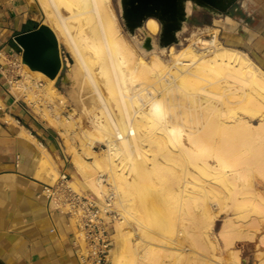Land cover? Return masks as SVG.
<instances>
[{
    "label": "bare ground",
    "instance_id": "6f19581e",
    "mask_svg": "<svg viewBox=\"0 0 264 264\" xmlns=\"http://www.w3.org/2000/svg\"><path fill=\"white\" fill-rule=\"evenodd\" d=\"M36 1L72 57L62 76L65 98L89 114L90 127L81 126L84 150L76 152L75 174L83 173L84 187L101 196L102 176L108 173L125 218L116 224L111 264H137L140 256L150 260L155 233L163 235L164 246L177 243L179 225L188 231L192 204L202 220L196 237L200 246L216 250L207 230L227 213L222 241L230 246L257 237L259 264H264V194L256 187L257 179L264 181V71L245 52L222 44L217 30L214 37L197 36L181 47L173 43L167 50L139 52L123 32L113 0ZM144 25L140 32L158 35L156 18ZM27 70L44 80L39 83L55 103L54 81ZM19 87L24 83L12 88L15 94ZM64 103L57 102L58 107ZM55 119L48 124L67 141L79 138L72 115L62 119L58 111ZM21 135L35 141L25 130ZM97 139L107 145L103 157L94 152ZM91 155V169L85 170L82 162ZM49 159L43 145L37 173L52 171ZM52 205L57 206L55 200ZM71 220L80 253L84 243L76 219ZM240 250L231 255V264H241Z\"/></svg>",
    "mask_w": 264,
    "mask_h": 264
},
{
    "label": "crops",
    "instance_id": "0c3cea01",
    "mask_svg": "<svg viewBox=\"0 0 264 264\" xmlns=\"http://www.w3.org/2000/svg\"><path fill=\"white\" fill-rule=\"evenodd\" d=\"M205 15L213 28L216 18H220L222 26L218 29L226 46L245 52L264 71V0H239L228 16L194 10L192 18L202 22ZM39 23L30 0H0V262L3 264H73L72 256L78 261L71 217L46 197L43 189L49 182L36 176L34 165L40 155L39 142L52 156L61 142L56 132L15 98L9 87L8 57L13 51L20 53L14 36ZM22 127L38 143L21 135ZM76 228L79 229L77 224Z\"/></svg>",
    "mask_w": 264,
    "mask_h": 264
},
{
    "label": "rangeland",
    "instance_id": "374dc122",
    "mask_svg": "<svg viewBox=\"0 0 264 264\" xmlns=\"http://www.w3.org/2000/svg\"><path fill=\"white\" fill-rule=\"evenodd\" d=\"M30 2L33 4L35 11L38 14V19L40 23H46L48 24L51 28L52 26L50 25L45 12L42 8V6L38 3L36 0H30ZM114 7L118 13L119 20L122 25V30L123 32L130 37L129 31L127 27L124 24V21L122 20L120 16V5H119V0H113ZM209 17L205 15L204 21L202 22H197L194 20V18H190V20L187 22V24L184 26V30L180 34V42L176 43L179 47L186 45L188 43H192L194 39L198 37H210L214 30H217L218 33V38L222 42V44L227 45L222 37L220 30L218 29L219 26H222V20L220 18H216L214 21L215 26L214 28L212 27L211 23H208ZM218 20V21H217ZM39 23V24H40ZM206 27H209L211 29H205ZM53 29V28H52ZM213 29V30H212ZM54 30V29H53ZM204 30V31H203ZM55 32V30H54ZM194 35H193V34ZM56 34V32H55ZM137 30V35L140 39L144 37V34ZM196 34V35H195ZM198 34V35H197ZM59 43H60V50L61 54L63 56V67L61 69L60 74L56 77L54 81V86L57 88V94H56V102L54 103L51 101L46 95L43 87H41L42 81L44 80H39L40 78H37L35 74H30L27 70V66H25L22 63V60L20 59L21 54L20 53H15L13 51V55L8 57V68H9V87L15 98L18 100L22 101L35 115H37L41 121L45 123L46 126H49L51 129H53L61 144L59 145V149L53 153V156L49 153V162L52 166V171L48 170H41L39 173H37V161L41 156V149L43 148V144L39 142V158L36 159L34 165L36 169V176L39 179L45 180L49 183H54L57 181L60 173L66 172L69 174V185L74 189L75 191L78 192H90L87 190L84 185L86 183V176L83 175V173H78L75 174V172L78 170V165H77V159H76V152L77 151H83L84 148L81 145V139L84 138L85 134L81 131V126L85 127H90V121H89V114L87 113H82L81 111H78L76 109V105L71 101L70 99L65 98L67 94L66 88L63 86L62 80H63V74H65L70 66L69 64L72 62L68 55L70 54L67 46L59 39L58 35L56 34ZM191 36V37H190ZM198 36V37H197ZM157 37V36H156ZM186 38H188L186 40ZM132 41V40H131ZM133 42V41H132ZM136 46V45H135ZM138 49V47H137ZM163 48H160L157 46V51L161 50ZM166 50L168 49L165 48ZM139 50V49H138ZM141 52V50H139ZM166 57V56H164ZM24 66V67H23ZM21 70L23 73H21ZM26 72V73H25ZM27 74V75H26ZM46 77L49 80H54L50 79L47 75ZM30 78V79H28ZM19 79V80H18ZM27 80V81H26ZM19 82H23L25 87L20 88V93L15 94L12 88L18 86ZM38 82V83H37ZM40 82V83H39ZM16 83V84H15ZM28 84V85H27ZM40 85V86H39ZM28 96V97H27ZM33 96V97H32ZM59 101H65L63 104L64 106L58 107L57 102ZM28 102V103H27ZM49 107V110H48ZM48 111V113H47ZM63 119L65 116L72 115L73 120L75 121V127L77 130H80L79 134L76 135L78 139H71L69 138V141H67V137L65 136L64 133H61L57 128L51 126L48 124V119L56 120L55 115L58 113ZM46 114V115H43ZM47 117V118H46ZM259 118L255 119V122L258 121ZM25 130L27 133H30L25 127H22V131ZM31 134V133H30ZM35 143H38L37 140L33 141ZM107 148V145L104 142H101L100 140L95 141V150L96 154L100 157H103L104 155V150ZM85 161L83 160L82 164H85V170H90L91 167L90 161L94 160V156L91 155L90 159H86L84 157ZM107 178L109 177L108 173H105ZM104 174V175H105ZM104 187V185H103ZM180 187V186H179ZM256 187L258 190L264 194V181L259 178L257 179L256 182ZM179 189V188H178ZM158 207H162V205L157 202L156 203ZM193 206L189 207L191 208L188 210V212L191 215V218L188 221V231L184 228H182L181 225H179L178 230V242L174 243L173 245L169 244L170 246H164L165 241H162L164 239L163 235L160 233H155V246L156 250L153 253L152 257L150 260H144L141 256L138 257L137 259V264H231V258L233 253L237 248H240L241 252V264H259L260 260L258 257V240L257 237H255L253 240H243V239H238L235 241L234 244L230 246H226L225 243L222 241V238L220 236V228L224 222V220L227 218L228 214L227 213H221L219 214L216 219L215 223L211 227V230H207L210 234V237L217 243V248L214 252L213 249L211 250L210 248L207 249L208 247L205 244L197 243L196 237H199L202 229L199 228V221L201 220V217L198 216V207L194 204ZM196 206V207H195ZM115 208L116 210L120 213V218H118L115 222V231H116V224L124 220L125 218L123 217V214L121 212V206L117 203H115ZM62 211L66 212V209L62 206L61 207ZM216 209H214L215 211ZM217 211V210H216ZM200 219V220H199ZM75 223V222H73ZM126 229L130 228L128 230H133V226L130 224H126ZM181 226V227H180ZM135 229H137V225L134 224ZM114 231V232H115ZM133 236L135 235V232L132 233ZM114 238V236H113ZM144 246L137 247V250L140 254H144L145 250L143 248ZM78 254H79V249H76ZM210 250V251H206ZM127 252V257L126 259L128 260L127 263L130 262L132 259L131 253ZM214 256H213V254ZM205 254V256L203 255ZM219 255V256H218ZM211 256V257H210ZM210 257V258H209ZM214 257V258H213ZM212 258V259H211ZM130 259V260H129ZM219 262H215V260ZM73 264L77 263V258L75 256H72ZM144 263H143V262ZM146 261V262H145ZM149 261V262H148ZM214 261V262H213Z\"/></svg>",
    "mask_w": 264,
    "mask_h": 264
},
{
    "label": "water",
    "instance_id": "95a60500",
    "mask_svg": "<svg viewBox=\"0 0 264 264\" xmlns=\"http://www.w3.org/2000/svg\"><path fill=\"white\" fill-rule=\"evenodd\" d=\"M239 0H119L120 16L127 27L131 40L139 49L149 52L157 46L167 48L179 43L184 26L194 10H205L213 15H230ZM156 18L160 23L157 37L145 32L140 39L137 30L146 20ZM22 62L32 70L56 78L63 67V56L54 30L46 23L19 32L14 36ZM69 59L72 61L70 54ZM0 264H3L0 262Z\"/></svg>",
    "mask_w": 264,
    "mask_h": 264
},
{
    "label": "built area",
    "instance_id": "2783aa9c",
    "mask_svg": "<svg viewBox=\"0 0 264 264\" xmlns=\"http://www.w3.org/2000/svg\"><path fill=\"white\" fill-rule=\"evenodd\" d=\"M214 37V34L210 35ZM101 196L92 192H78L69 185V174L60 173L53 185H45L43 192L57 207L76 219L84 250L76 264H111L109 255L114 246L115 222L120 213L115 208V190L106 174L102 176Z\"/></svg>",
    "mask_w": 264,
    "mask_h": 264
},
{
    "label": "flooded vegetation",
    "instance_id": "af4514ba",
    "mask_svg": "<svg viewBox=\"0 0 264 264\" xmlns=\"http://www.w3.org/2000/svg\"><path fill=\"white\" fill-rule=\"evenodd\" d=\"M150 18H151V17H150ZM148 19H149V18H148ZM148 19H147V20H148ZM147 20H146V22H147ZM146 22H145V24H146ZM144 26H145V25H144ZM139 30H140V29H139ZM155 38H156V36H155ZM152 51H153V50H152ZM150 52H151V51H150Z\"/></svg>",
    "mask_w": 264,
    "mask_h": 264
},
{
    "label": "trees",
    "instance_id": "16d2710c",
    "mask_svg": "<svg viewBox=\"0 0 264 264\" xmlns=\"http://www.w3.org/2000/svg\"><path fill=\"white\" fill-rule=\"evenodd\" d=\"M36 26H38V25H36ZM36 26H35V27H36Z\"/></svg>",
    "mask_w": 264,
    "mask_h": 264
}]
</instances>
